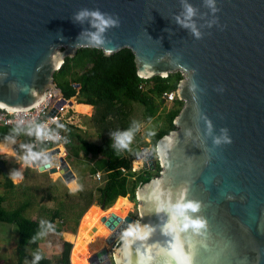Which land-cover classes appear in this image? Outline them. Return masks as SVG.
Listing matches in <instances>:
<instances>
[{
    "label": "water",
    "instance_id": "obj_1",
    "mask_svg": "<svg viewBox=\"0 0 264 264\" xmlns=\"http://www.w3.org/2000/svg\"><path fill=\"white\" fill-rule=\"evenodd\" d=\"M187 3L197 9L194 19L202 39L176 23L183 11L181 0H0V105L32 107L48 88L62 96L54 72L65 57L90 47L77 42L89 25L74 23L73 14L81 8H99L119 15L120 27L107 33L112 51L101 49L105 55L126 47L134 53L139 77H164L176 71L183 76L176 89L183 105L173 119L175 129L157 141L178 134L170 167L154 155L136 156L150 171L156 162L160 166L159 175L135 192L138 218L143 217V223L160 222L145 195L154 179L168 178L173 187L188 182L189 198L204 202L203 215L210 223L209 246L199 248L197 264H264V0H216V13L204 0ZM217 18L218 24L212 23ZM193 77L194 93L189 91ZM221 86L223 91H218ZM64 101L62 97L59 105ZM202 116L211 119L216 134L227 127L233 142L208 153L212 141L204 135ZM186 129L191 133L187 137ZM60 150L44 152L50 167L39 163L32 167L50 175L59 172L69 184L76 177L64 157H59L58 167L51 163ZM0 170L7 175L1 159ZM99 209L104 211V205ZM132 221L128 213L100 219L118 235ZM154 239L163 237L157 233ZM88 262L114 264V255L104 247Z\"/></svg>",
    "mask_w": 264,
    "mask_h": 264
},
{
    "label": "trees",
    "instance_id": "obj_2",
    "mask_svg": "<svg viewBox=\"0 0 264 264\" xmlns=\"http://www.w3.org/2000/svg\"><path fill=\"white\" fill-rule=\"evenodd\" d=\"M182 78L183 76L179 71L169 73L164 77L159 75L150 78L139 77L136 71L134 53L126 47L110 55H105L101 49L80 47L72 57H65L62 66L54 72V82L61 88L63 97L71 98L75 95L71 99L73 106L91 107L92 105L94 108L93 119L103 131L101 142L95 144L87 141L78 132L79 128L74 124L59 123L64 125L62 127L63 133L77 141V144L71 142L66 146L67 154L74 158H77L80 153L84 157H92L91 174L96 172L101 174L102 184L95 189L97 205H104V208L109 209L114 203L110 207L112 208L115 203L124 201L126 196L133 197L138 187L159 175L160 166L158 162L154 165V175L148 169L132 172L131 161L140 151V148H134L131 156H126L124 151L117 153L113 147L110 133L128 129L133 126V121L138 122L139 126L142 122L154 119L161 103L166 101L162 94L175 90ZM60 79L65 80L63 84L59 83ZM76 84H79L78 88L75 86ZM140 84L143 85L142 90L138 89ZM182 105L183 102L178 98L171 101V106L160 118L161 125L156 130V135L150 136L152 147L155 146L160 137L175 129L173 119ZM114 118L117 121L116 125L111 124V120ZM57 127L58 124L54 126V128ZM29 128L0 125V143L20 138L25 144L35 138L34 135L28 134ZM55 146L57 144L51 143L37 151L45 152ZM7 149L0 150V154H10ZM60 149L59 155L64 157V149L62 147ZM0 174L3 175L1 170ZM71 183L67 185L69 186ZM3 185L9 188L14 186L6 176H4ZM92 194V191L87 190H81L75 194L69 192L65 194L75 206L74 208L85 207L79 214V217H82L78 226L83 225L84 212L93 204V200L90 199ZM27 207V204L13 210L0 207V222L14 224L17 227L19 235L16 248L18 264H24L26 259H30L33 264L34 255L29 256L27 254V246L32 243L33 248L37 249V238L35 240L33 238L45 230L40 227L41 220L30 219L24 215ZM46 212L48 219L45 221L52 223L55 228L54 232L59 233L60 230L55 226V223L57 220H63V208L47 209ZM103 214V211L99 209L98 220L102 218ZM81 230L82 234L78 229L75 235L64 234L65 238L72 243V248L70 243L63 241L61 256L56 264H69V256L71 261L74 250L84 252L85 256L90 255L93 248L88 235L90 232L99 230V223L97 222L94 227L82 226ZM38 264H53V262L42 256Z\"/></svg>",
    "mask_w": 264,
    "mask_h": 264
},
{
    "label": "clouds",
    "instance_id": "obj_3",
    "mask_svg": "<svg viewBox=\"0 0 264 264\" xmlns=\"http://www.w3.org/2000/svg\"><path fill=\"white\" fill-rule=\"evenodd\" d=\"M204 3L213 13L219 11L216 7V0H204ZM181 4L183 11L175 17L176 23L188 29L197 40L202 39L203 34L194 19L197 16V9L187 3V0H181ZM72 19L74 23L81 25L87 23L89 25V28L81 31L77 42L83 41L92 48L104 49L107 52L112 51L109 45L113 41L107 36V33L113 28L120 27L121 19L119 15L104 12L99 8H81L73 14ZM212 23L218 24V18ZM59 38L64 39L62 35ZM196 87V80L193 77L189 85V91L194 93ZM218 91H223V86ZM202 119L205 125L204 135L212 141L211 147L206 149L208 153L233 142L227 127L220 128L219 134H216L211 119L207 116H202ZM58 127L62 128L64 125L58 124ZM136 131H139L138 122L133 121V126L128 129L110 133L113 147L117 153L133 151L131 145L134 142ZM28 134L34 135L41 142L58 141L60 139L59 135L54 133L45 123H38L30 127ZM190 134L186 129L185 136L187 137ZM149 135L155 136L156 131H150ZM177 143L178 134L172 133L163 137L155 146L143 153L137 152L136 155H154L159 158L162 165L166 164L170 167V154ZM21 147L25 149L24 154L17 157V162L21 165V168L32 167L37 163L43 166H51L46 153L35 151L30 145H21ZM209 159H211V155L205 160V163ZM9 177L13 183L23 180L22 172L19 169H13ZM69 189L70 194H75L83 190V186L76 181H72ZM188 193V182L173 187L168 178L154 179L145 188V195L151 212H155L160 222L157 224L143 223V217L128 222L126 227H123L119 232L117 246L113 249L114 264H197L199 248H208L209 246L210 223L208 218L203 215L204 202L189 198ZM227 199L232 200L234 197L228 195ZM40 227L45 230L39 232L33 240L55 231L53 224L44 220L40 222ZM157 233L163 239H154ZM41 259V254L35 253L33 264H38Z\"/></svg>",
    "mask_w": 264,
    "mask_h": 264
},
{
    "label": "rangeland",
    "instance_id": "obj_4",
    "mask_svg": "<svg viewBox=\"0 0 264 264\" xmlns=\"http://www.w3.org/2000/svg\"><path fill=\"white\" fill-rule=\"evenodd\" d=\"M64 81V79H60L59 83L63 84ZM155 100L157 101L156 98ZM170 106L171 101H164V103H161L154 119L148 122H142L139 125V131L135 132V139L131 145L132 150L136 147L140 148V151L142 148L149 149L152 147L149 132L158 129L161 125V116ZM72 107L73 111L71 110L67 115L71 114L73 116L71 122L79 128L78 132L87 141L95 144L100 143L103 131L101 130L100 125L93 119L94 108L81 105H72ZM111 124H117L115 118L111 120ZM72 143L77 144L76 139H72ZM21 145H24V143H22V139L20 138L13 139V141L10 142L0 143V150L9 147L7 151H9L10 154H0V159L4 162L7 169V175L4 176L10 179L14 185L12 188L4 186V176L0 174V207L13 210L19 208L23 204H27L28 207L25 210L24 215L27 218L41 221L48 219V214L46 212L47 209L63 208V220H57L55 223V226L59 228L60 232H50L44 237H38L37 249L33 248L32 243L27 246V254L29 256H33L38 252L41 256L50 259L53 264H56L61 256L63 241L71 244V242L65 238L64 234L68 233L75 235L77 229L82 234L81 226H78L82 217H79V214L85 207L74 208L75 206H73L71 200L65 195L66 192L70 193L69 186L63 182L59 172L50 175L49 173H40L33 167L21 168V165L17 162V157L24 154V151L21 150ZM64 153V159L75 174L76 179L74 181L82 185L83 190L93 192L90 198L93 200V204L85 210L82 219V221L84 220L82 226L86 227H94L97 222L99 223V230L96 232H90L88 235V239L91 240V246L93 248L90 255L105 246H108L110 250V245L106 244V238L110 231L101 224L97 217L100 205H97V193L95 189L101 186L102 182H98L92 178L90 170L93 166V158L90 156L84 157L82 153H80L77 158H74L69 156L66 150H64ZM124 153L126 156L133 155V151H124ZM136 156L137 155H135V158L131 161V171L140 172L148 169L145 160L137 159ZM59 157L60 155L54 157L53 166H59ZM13 169H19L22 172L23 180L18 183H13L12 179L9 177V174ZM152 172L154 175V171ZM137 205L138 203L135 200V195L133 197L128 195L124 201L117 202L112 208H110V206L109 209L105 208L104 210L113 211L114 213L122 211L124 213L121 215L128 213L134 220H136L139 219L136 211ZM18 236L16 225L0 222V264H18V253L16 250ZM114 243L111 246H113ZM74 252L75 258L77 257V260L79 261L72 260V264H88L87 257L90 255L87 257L85 256L87 259L81 261L78 257L85 253L77 250H74ZM110 254L113 255V250L110 251ZM24 264L32 263L30 259H26L24 260Z\"/></svg>",
    "mask_w": 264,
    "mask_h": 264
},
{
    "label": "built area",
    "instance_id": "obj_5",
    "mask_svg": "<svg viewBox=\"0 0 264 264\" xmlns=\"http://www.w3.org/2000/svg\"><path fill=\"white\" fill-rule=\"evenodd\" d=\"M138 89L142 90L143 85L140 84L138 86ZM176 89L168 92H164L162 94V97L166 101H172L173 99L177 98ZM62 97L63 95L59 96L55 91V89L48 88L45 97L38 104L32 107L21 108V109L0 107V125L14 126L19 128H29V127H33L35 124L38 123H45L54 133L59 135L60 139L58 141L41 142L38 141L35 137L32 138V140L26 142L24 145H30L33 147V150L37 151L38 149H40L45 145L55 143L57 144V147H62L65 150L66 146L72 142V139L63 133V129L61 127L54 128V126L61 122L68 123L69 121H71V118L73 116L71 114L70 115L67 114L71 110L73 111V107L72 104H68L67 100L69 98H65V97H63L65 101L59 105V102ZM21 150L25 152V149L22 147ZM122 172H124L123 169ZM44 173H49V172L47 170ZM92 178L100 182L101 174L99 172H96L95 174L92 175ZM115 246H117V241L114 243L113 247ZM69 264H71L70 259H69Z\"/></svg>",
    "mask_w": 264,
    "mask_h": 264
},
{
    "label": "bare ground",
    "instance_id": "obj_6",
    "mask_svg": "<svg viewBox=\"0 0 264 264\" xmlns=\"http://www.w3.org/2000/svg\"><path fill=\"white\" fill-rule=\"evenodd\" d=\"M0 107H3V106H1L0 105ZM103 213H104V215L103 216H108L110 213H114L113 211H103ZM122 213H124V212H122V211H119V212H117V213H114V214H116V215H119V214H122ZM101 224H103V223H101ZM104 225V224H103ZM109 230V229H108ZM110 231V230H109ZM118 237V234H117V232L115 231V230H113V231H110V233H109V235H108V237L106 238V244H110L111 242H113V241H115V239ZM105 247H107V249H108V246H105ZM104 248V247H103ZM101 250V249H100ZM99 250V251H100ZM98 251H95L93 254H95V253H97ZM93 254H91L89 257H88V259L93 255ZM88 264H89V262H88Z\"/></svg>",
    "mask_w": 264,
    "mask_h": 264
},
{
    "label": "crops",
    "instance_id": "obj_7",
    "mask_svg": "<svg viewBox=\"0 0 264 264\" xmlns=\"http://www.w3.org/2000/svg\"><path fill=\"white\" fill-rule=\"evenodd\" d=\"M74 96H75V95H74ZM74 96H72V97H74ZM72 97H71V98H72ZM91 108H93L92 105H91ZM68 123H69V124H73L71 121H69ZM11 141H13V140H11ZM7 142H10V141H7ZM56 147H57V146H56ZM8 148H9V147H8ZM54 148H55V147H54ZM5 149H7V148H5ZM52 149H53V148H52ZM3 150H4V149H3ZM65 150H66V149H65ZM51 163H52V164L54 163V159H53V161H52ZM59 165H60V163H59ZM99 173H100V172H99ZM92 175H93V174H92ZM101 182H102V179H101ZM96 208H97V207H96ZM81 227H82V226H81ZM111 247H112V246L110 245V250H109V248H108L109 251L112 250ZM71 248H72V245H71ZM74 254H75V252H73V254H72L71 262H72V260H73V261H74V260H75V261L77 260V257L75 258V255H74ZM86 257H87V256H86ZM86 257H85V255H79L78 258H79L81 261H84L85 259L88 258V257H87V258H86ZM77 261H79V260H77ZM78 264H79V263H78Z\"/></svg>",
    "mask_w": 264,
    "mask_h": 264
}]
</instances>
